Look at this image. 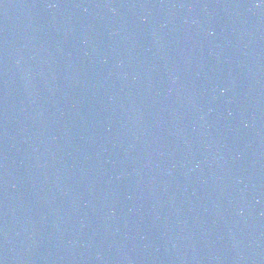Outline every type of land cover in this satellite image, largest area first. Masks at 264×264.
Returning a JSON list of instances; mask_svg holds the SVG:
<instances>
[{"label": "water", "instance_id": "obj_1", "mask_svg": "<svg viewBox=\"0 0 264 264\" xmlns=\"http://www.w3.org/2000/svg\"><path fill=\"white\" fill-rule=\"evenodd\" d=\"M0 264H264V0H0Z\"/></svg>", "mask_w": 264, "mask_h": 264}]
</instances>
